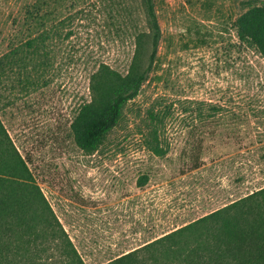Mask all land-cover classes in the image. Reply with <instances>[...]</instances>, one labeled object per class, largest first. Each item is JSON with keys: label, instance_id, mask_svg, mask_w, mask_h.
Here are the masks:
<instances>
[{"label": "rangeland", "instance_id": "374dc122", "mask_svg": "<svg viewBox=\"0 0 264 264\" xmlns=\"http://www.w3.org/2000/svg\"><path fill=\"white\" fill-rule=\"evenodd\" d=\"M246 1L264 2L155 0L154 70L92 154L74 144L70 124L99 62L126 72L145 26L140 0H87L71 10L68 0L48 1L45 27L63 23L54 71L29 93L13 76L2 79L0 119L85 264H106L264 187V61L234 26ZM33 3L0 0V57L41 32L26 15ZM163 108L166 153L157 157L144 118ZM199 140L202 165L192 170Z\"/></svg>", "mask_w": 264, "mask_h": 264}, {"label": "trees", "instance_id": "16d2710c", "mask_svg": "<svg viewBox=\"0 0 264 264\" xmlns=\"http://www.w3.org/2000/svg\"><path fill=\"white\" fill-rule=\"evenodd\" d=\"M49 0H34L26 15L41 29L24 47L0 57V82L17 79L24 93L45 87L54 71V44L63 23L45 27ZM57 3L59 0H50ZM87 0H68L67 9ZM144 29L133 36L134 52L124 74L99 62L89 78V99L82 101L70 124L74 144L92 154L108 140L124 119V111L140 93L156 64L161 30L155 0H140ZM53 13V14H52ZM81 18L84 8L77 10ZM79 15V17H78ZM68 17L64 39L71 34ZM62 26V27H61ZM241 43L254 49L264 61V2L246 1L234 22ZM120 26H117L120 31ZM13 87V86H11ZM168 109L146 112V146L157 157L165 155L162 131ZM201 140L193 148L192 170L202 165ZM0 119V264H85L30 168ZM146 178H142L145 183ZM106 264H264V187L191 223L127 252Z\"/></svg>", "mask_w": 264, "mask_h": 264}]
</instances>
